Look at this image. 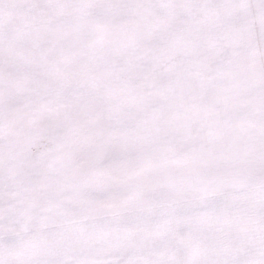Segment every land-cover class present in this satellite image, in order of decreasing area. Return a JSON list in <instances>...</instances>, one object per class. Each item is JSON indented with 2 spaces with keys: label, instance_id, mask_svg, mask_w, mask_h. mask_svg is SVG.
Wrapping results in <instances>:
<instances>
[{
  "label": "snow or ice",
  "instance_id": "6c2138e0",
  "mask_svg": "<svg viewBox=\"0 0 264 264\" xmlns=\"http://www.w3.org/2000/svg\"><path fill=\"white\" fill-rule=\"evenodd\" d=\"M0 264H264V0H0Z\"/></svg>",
  "mask_w": 264,
  "mask_h": 264
}]
</instances>
